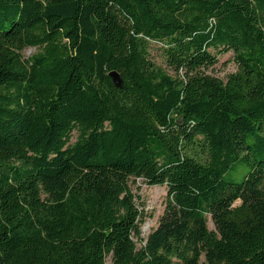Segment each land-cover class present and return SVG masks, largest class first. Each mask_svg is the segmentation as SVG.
Instances as JSON below:
<instances>
[{"label": "trees", "instance_id": "obj_1", "mask_svg": "<svg viewBox=\"0 0 264 264\" xmlns=\"http://www.w3.org/2000/svg\"><path fill=\"white\" fill-rule=\"evenodd\" d=\"M108 260L264 264V0H0V264Z\"/></svg>", "mask_w": 264, "mask_h": 264}, {"label": "rangeland", "instance_id": "obj_2", "mask_svg": "<svg viewBox=\"0 0 264 264\" xmlns=\"http://www.w3.org/2000/svg\"><path fill=\"white\" fill-rule=\"evenodd\" d=\"M36 51L37 48L35 47H27L23 49L22 55L24 58H28L35 54ZM151 52L153 58L158 63H160L159 52L157 49L152 47ZM217 58V62L214 64V66L207 69V72L225 80L229 74L236 71V64L233 60L231 52L220 54ZM72 140H74V136ZM132 190L136 195V202L139 206V209L143 213L141 217L142 221L140 225V235L139 238H135V242L139 247L145 243L149 233L157 226L158 220L165 207L167 192L165 186H149L143 184L140 180H137V182L132 186ZM236 204H238V202ZM207 226L211 230L214 229V224L209 215H207ZM107 264H109V260L107 261Z\"/></svg>", "mask_w": 264, "mask_h": 264}, {"label": "water", "instance_id": "obj_3", "mask_svg": "<svg viewBox=\"0 0 264 264\" xmlns=\"http://www.w3.org/2000/svg\"><path fill=\"white\" fill-rule=\"evenodd\" d=\"M110 79L112 80L114 86L120 88L122 87L123 81L119 73L115 70H112L108 73Z\"/></svg>", "mask_w": 264, "mask_h": 264}]
</instances>
